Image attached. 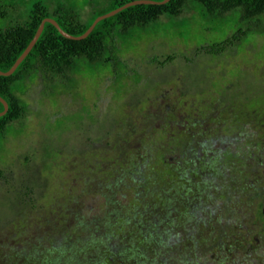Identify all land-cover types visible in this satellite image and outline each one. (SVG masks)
<instances>
[{"label":"rangeland","instance_id":"374dc122","mask_svg":"<svg viewBox=\"0 0 264 264\" xmlns=\"http://www.w3.org/2000/svg\"><path fill=\"white\" fill-rule=\"evenodd\" d=\"M4 1L17 6L13 15L18 16L38 0ZM40 1L61 3L88 19L93 7L106 0ZM197 9L120 34L106 53L113 61H81L77 72L64 80L37 77L19 86L29 113L7 128L0 143V264H53L58 253L54 264H66L72 256L81 258V240L90 234H102L117 255L123 240L140 236L141 231L125 227L110 237L114 223L109 197L120 190L115 202L124 211L134 201L128 189L132 181L125 179L122 188L112 189L104 178L96 184L86 175L108 166L99 158L113 151L120 134L129 140L123 147L127 153H140V136L148 142L162 127L168 137L175 128L178 136L191 138V150L197 154L203 147L208 161L189 176L190 192L165 189L166 197L174 192L167 201L179 211L170 219L164 205L161 214L170 224L155 219L149 226V233L169 237L175 249L155 248L147 261L131 264H264V216L253 196L259 188L264 191V27L246 25L238 12L208 18L201 15L200 5ZM227 41L223 52L202 51ZM168 55L175 59L164 66L157 63ZM178 101L195 107L180 109L172 118L166 112ZM183 147L167 148L173 168L177 161L187 168ZM249 147L256 148L259 172L252 168ZM213 154L217 157L211 158ZM157 188L153 182L138 212L155 203L158 192L161 196ZM185 201L192 214L188 222L180 208ZM78 219L85 229L80 234L71 231ZM66 228L72 236L65 234ZM58 244L61 251L51 252ZM106 249L98 246L90 252ZM33 256L38 259L30 261Z\"/></svg>","mask_w":264,"mask_h":264},{"label":"trees","instance_id":"16d2710c","mask_svg":"<svg viewBox=\"0 0 264 264\" xmlns=\"http://www.w3.org/2000/svg\"><path fill=\"white\" fill-rule=\"evenodd\" d=\"M129 1L132 0H106L103 4L94 6L88 19H86L74 8L66 7L61 3L47 6L40 0L35 1L27 10L22 11L20 15L14 16L13 12L18 10L17 6L13 3L0 0V20L6 22L0 25V69L8 71L12 67L16 59L33 39L44 18L53 17L65 31L78 36L82 35L89 28L96 17L108 13ZM198 5L201 6L200 13L202 16L223 18L238 12L240 14L239 18L246 25H252L258 29L264 27V0H170L166 4L161 5L137 4L101 20L89 36L81 40L65 37L55 25L47 22L38 41L16 71L10 76L0 75V95L9 103L7 113L0 117V143L4 142L7 138V128L10 125L22 122L28 116L29 106L18 94L19 86L22 83H26L37 77H41L47 81L64 80L70 74L73 75L77 72L81 61L102 63L113 61V57L111 55L106 56V53L108 50H112L120 34L129 35L135 28H147L163 17L177 18L192 10L198 11ZM90 6H93V4L90 3ZM252 29L254 28L248 27L247 30L250 31ZM243 34H246V31ZM228 44H230V41H227L225 44L203 47L202 51L206 54L220 53L225 50ZM162 58L164 59L163 61L157 60V63L162 66L175 59L173 55L163 56ZM178 103L170 112H166L172 118H175L177 111L180 109L188 112V110L195 107L193 104L191 106L186 105L190 108L183 107V101H178ZM3 110L4 105L0 101V112ZM187 126L189 125L186 124ZM153 129L155 130V128ZM159 131H162V133L158 136L150 137L148 142L143 141L144 135L140 136V141L143 142L140 153H127L123 147L125 146L124 143H128L129 140L125 135L122 136L120 134L113 141V151L108 153L107 156L99 158V161L103 160L108 166L105 168H100L99 166V170H94L86 175V177H89L96 184L99 179L104 178L108 182L106 184L108 188L112 189H114V186L118 187V189L122 188V184L121 187L119 185L120 183H124L125 179L132 181V185L128 189L135 194L133 197L134 201L128 203L131 205L125 207L124 211H120L122 205L115 202V195L119 194L120 190L116 193L111 192L112 196L109 197V206L112 211L109 213V216L112 214L110 220L114 223H112L114 227L111 228L110 237H116L118 233L121 234L120 230L125 227H134L136 232L141 231L140 236H134L128 242L123 240V248H117L115 250L117 252L116 255L112 251L114 249L111 250L108 240L102 234L98 235L97 238H95L97 235H87L86 238L88 239L81 240V247L78 249L79 255L82 253L81 258L72 256L66 264H73L75 263L72 262L74 260H79L78 264H114L117 261L131 264L132 260L139 261L140 258L147 261L155 253V248L159 251L164 248L175 249L176 245L170 243L169 237L163 240L149 233V226L155 222V219H159L162 222L167 221L164 219L163 214H161L163 212L162 208H165L164 205L168 209L165 214L167 215L168 213L170 219L173 218L172 215L174 213L176 215L179 213L178 209H174L170 205V202L167 201L174 196V192L166 197V194L164 195L165 189L172 188L177 192L183 188L184 192L187 193L189 191L187 185L191 182L189 176H192L193 172L198 171V166L201 168L208 160L205 150L203 151L202 149L203 147L199 148L197 154L194 153L193 148L191 150V138L178 136L175 133V128L170 137H168L170 133L167 134L168 130L165 127H162ZM182 146H184L183 148H187L186 153L185 149H182L185 153L184 163L187 168L181 169L179 161L176 162L173 168V164L166 156L167 148L169 150H181ZM201 146H204V144ZM157 147L158 153L154 151ZM210 157H217V155H211ZM169 180L173 181V183L167 184ZM85 182L87 186L86 179ZM153 182L158 185L157 189L159 191L162 190L161 196L158 192L155 198L156 202L144 205V211L140 213L138 212V208L142 206L143 197L144 195L145 197L148 195L149 188L153 185ZM138 189H140L139 192H142L138 193ZM82 192L85 193L83 190ZM139 194L143 196L141 195V197ZM187 205L188 202L185 201L181 203L180 207L183 214L188 216V220L185 222L192 219L191 211H189ZM65 222L63 224L66 227L68 223L66 222L67 224H65ZM81 222L79 219L75 220L71 231H77L78 234L82 233L85 229L84 225H80ZM156 223V228L158 229V222ZM166 223L170 224L169 222ZM142 227L145 228V232L141 230ZM64 232L67 236H72L67 233V228ZM59 245H56L57 247L54 248L52 247L50 251L59 252ZM98 246H105L107 249L95 254L90 252L92 248ZM146 246L149 247L145 249ZM150 249H153L154 252L148 254L146 251ZM59 256L60 254L58 253L56 258L53 259V264L55 260L59 259ZM36 259L38 258L35 256L29 258L30 261H35Z\"/></svg>","mask_w":264,"mask_h":264},{"label":"water","instance_id":"95a60500","mask_svg":"<svg viewBox=\"0 0 264 264\" xmlns=\"http://www.w3.org/2000/svg\"><path fill=\"white\" fill-rule=\"evenodd\" d=\"M170 0H161V1H157V0H132L127 2L126 4L108 12L105 13L103 15H99L98 17H96V19L93 21V23L89 26V28L82 34V35H73L67 31H65L60 24L56 21V19H54L53 17H46L44 18L33 39L30 41L29 45L26 47V49L23 51V53L16 59V61L14 62V64L12 65V67L8 70V71H3L0 69V75H4V76H10L12 75L16 69L18 68V66L22 63V61L27 57V55L30 53V51L32 50V48L34 47V45L36 44V42L38 41L39 37L41 36L45 24L47 22L52 23L53 25L56 26V28L60 31V33L62 35H64L67 38L70 39H76V40H81L86 38L87 36H89V34L93 31V29L95 28V26L97 25L98 22H100L101 20L111 17L113 15H115L116 13L122 11L123 9L133 6V5H137V4H157V5H161V4H166L167 2H169ZM0 101L2 102V104L4 105V110L0 112V117L5 115L9 109V103L0 95ZM264 212V209H263Z\"/></svg>","mask_w":264,"mask_h":264},{"label":"flooded vegetation","instance_id":"af4514ba","mask_svg":"<svg viewBox=\"0 0 264 264\" xmlns=\"http://www.w3.org/2000/svg\"><path fill=\"white\" fill-rule=\"evenodd\" d=\"M206 107V106H204ZM202 107V108H204ZM197 112H199V110H197ZM247 141V140H246ZM247 144H249L248 142L245 143V145L247 146ZM240 150V149H239ZM256 148L255 147H249L248 148V156L250 158L253 159V161L255 160V162H252V168L254 166V172H259L260 171V167H259V162L260 160L255 156L254 152H255ZM224 155H226V153H224ZM262 162V161H261ZM262 164V163H261ZM259 167V168H258ZM254 198L258 199L257 201H259L258 203L260 204V209H261V213L262 215L264 216V212H263V209H264V191L261 192L260 191V188H259V191H256L254 192L253 194Z\"/></svg>","mask_w":264,"mask_h":264}]
</instances>
